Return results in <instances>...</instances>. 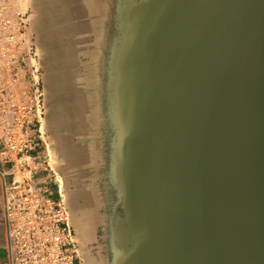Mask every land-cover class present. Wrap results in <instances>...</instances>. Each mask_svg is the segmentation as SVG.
Returning a JSON list of instances; mask_svg holds the SVG:
<instances>
[{
    "label": "water",
    "instance_id": "obj_1",
    "mask_svg": "<svg viewBox=\"0 0 264 264\" xmlns=\"http://www.w3.org/2000/svg\"><path fill=\"white\" fill-rule=\"evenodd\" d=\"M55 3L92 264H264V0Z\"/></svg>",
    "mask_w": 264,
    "mask_h": 264
},
{
    "label": "built area",
    "instance_id": "obj_2",
    "mask_svg": "<svg viewBox=\"0 0 264 264\" xmlns=\"http://www.w3.org/2000/svg\"><path fill=\"white\" fill-rule=\"evenodd\" d=\"M16 3L0 0V161L10 164L2 173L11 176L3 188L9 264H82L61 187L46 174L39 52L27 10Z\"/></svg>",
    "mask_w": 264,
    "mask_h": 264
},
{
    "label": "rangeland",
    "instance_id": "obj_3",
    "mask_svg": "<svg viewBox=\"0 0 264 264\" xmlns=\"http://www.w3.org/2000/svg\"><path fill=\"white\" fill-rule=\"evenodd\" d=\"M19 1V0H18ZM23 1L22 4H19L18 2L16 3V5L18 7H20V9L25 10L27 9V4L29 0H21ZM33 2H37L40 5H43L46 3V9H45V15H46V19H48V23L51 26V19H50V11L51 14H54V10L57 11V4L55 3V0H30L31 6L34 9V19H36V17L40 16V9L39 8H35V5ZM26 3V4H25ZM54 6V8H53ZM24 7V8H23ZM42 8V6H41ZM32 13V12H31ZM56 13V12H55ZM52 29V28H51ZM50 29L51 34L53 35V37H49L50 40L52 41V44H54L53 42V38L54 37V32H52ZM36 35L37 32H34ZM49 33V32H48ZM50 35V36H52ZM38 37V36H37ZM50 41V42H51ZM61 51V50H60ZM45 52V53H44ZM55 52V58L57 57V48L54 49ZM43 53L45 54V56L43 55ZM48 54L46 53V49L43 48L42 50V62H43V66L45 68V61L47 58ZM50 56V55H49ZM48 56V57H49ZM53 56V57H54ZM59 59V56L57 57ZM50 59V57L48 58ZM46 70V68H45ZM64 79V77H61ZM45 81H46V74H45ZM61 86L64 87L65 83H61ZM47 94H48V101H49V110H48V114H49V118L48 121L45 123L44 127H43V138L44 141L47 144V153H48V157H47V161L49 163V167H48V171H46V174H53L54 177L53 179H57L58 184H60V182L58 181L59 177L62 176L63 180H64V189L63 190V194H65V200L70 208L71 214H72V220H73V225H74V229H75V241L77 242L78 245V249L80 252V256L82 259V264H92V255L95 252V248H94V241L90 240V239H86V237L84 236L83 230L81 229V221H80V216L83 212H85L86 210V191L84 189V182L85 180L83 179L84 177L77 174V171L75 169H73L71 166V160L69 158L70 153L68 154V150L69 148H72V141H76L74 140V138H72L74 135V132L76 133L77 131H74L73 134L71 132H67V127L66 125H63V123H65L63 121V118H57V119H53L52 118V114L56 113L59 114L58 112H62L63 115L65 116V99L63 101V108L61 107V99L58 96L54 95V98L52 97L51 100V92L50 90L47 88ZM53 103V105H52ZM50 122L53 124V127H51L52 125H50ZM57 132V133H54ZM50 132V133H49ZM72 135V137H68L70 136V134ZM52 151H58L56 156L57 159L54 160L51 157V152ZM73 154H71L72 156ZM76 155V154H75ZM52 169V170H51ZM52 188L53 190L57 189V185L54 183V181L52 182ZM56 197V195H55ZM100 234V233H99ZM93 263L95 264H101L98 261H94Z\"/></svg>",
    "mask_w": 264,
    "mask_h": 264
},
{
    "label": "bare ground",
    "instance_id": "obj_4",
    "mask_svg": "<svg viewBox=\"0 0 264 264\" xmlns=\"http://www.w3.org/2000/svg\"><path fill=\"white\" fill-rule=\"evenodd\" d=\"M17 2L19 4H22L23 1H21V0L18 1L17 0ZM32 3H34L36 9L37 8L40 9V16L39 17H36V19L33 18L34 16L32 17V20H33L32 32L33 33L34 32H37V34H38L37 36H38V41H40V49H41V51L44 48V49H46V53L48 54V56L50 55L49 56L50 59H48L49 57L47 56L46 61H45V68H46V81L45 82H46L47 88L49 90H51V94L54 91V95L56 96V93H57L56 91L61 88V83H58V76H57L58 70H57V67H58V64H59V67L62 68V65L60 63H58L56 65V62L54 64V60L55 59H53V58L55 57L54 56L55 55V52L53 51L52 41L49 38V37H52V36H50V35H52L51 32H50L51 27H50V25L48 23V19H46V15L44 14L45 13V9H46V3L43 4V5H40L41 2H40V4H38L37 2H33L32 1ZM27 6H28V4H27ZM41 6H42V8H41ZM53 8H54V6H53ZM25 10H27V9H25ZM54 11L56 12V10H54ZM51 31H52V29H51ZM44 53H43V55L45 56ZM62 80H63V78H62ZM60 82H61V77H60ZM57 96H58V93H57ZM59 98H60V96H59ZM52 105H53V103H52ZM58 113H60V115L54 113V116L59 115L61 117L63 115L62 112H58ZM51 125H53V124H51ZM51 127H53V126H51ZM54 133H57V132L54 131ZM57 152L56 151H52L51 152L52 159H54V160L57 159V156H56ZM58 181L60 182L59 185H60L61 189H64V180H63V177L60 176L59 179H58ZM62 192H63V190H62ZM63 196H64V199H66L65 198V194H63Z\"/></svg>",
    "mask_w": 264,
    "mask_h": 264
},
{
    "label": "crops",
    "instance_id": "obj_5",
    "mask_svg": "<svg viewBox=\"0 0 264 264\" xmlns=\"http://www.w3.org/2000/svg\"><path fill=\"white\" fill-rule=\"evenodd\" d=\"M32 11L34 9L32 8ZM53 119H57L58 117L61 119L59 115L54 116V113L51 115ZM52 123L50 122V125ZM53 126V125H52ZM10 168V164H6L0 161V264H9V248H8V235H7V226L4 217V208H3V188H4V180H10L11 176H2L3 171Z\"/></svg>",
    "mask_w": 264,
    "mask_h": 264
}]
</instances>
